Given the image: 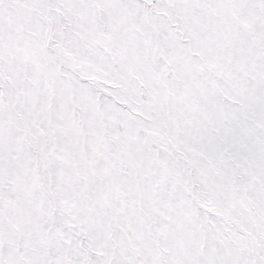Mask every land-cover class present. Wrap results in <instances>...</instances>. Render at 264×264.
Segmentation results:
<instances>
[{"label": "snow or ice", "instance_id": "6c2138e0", "mask_svg": "<svg viewBox=\"0 0 264 264\" xmlns=\"http://www.w3.org/2000/svg\"><path fill=\"white\" fill-rule=\"evenodd\" d=\"M0 264H264V0H0Z\"/></svg>", "mask_w": 264, "mask_h": 264}]
</instances>
